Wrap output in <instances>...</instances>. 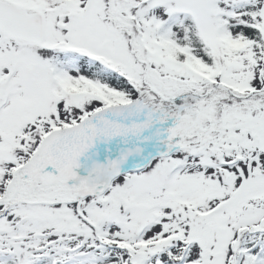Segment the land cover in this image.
I'll list each match as a JSON object with an SVG mask.
<instances>
[{
  "label": "snow or ice",
  "instance_id": "snow-or-ice-1",
  "mask_svg": "<svg viewBox=\"0 0 264 264\" xmlns=\"http://www.w3.org/2000/svg\"><path fill=\"white\" fill-rule=\"evenodd\" d=\"M0 264H264V0H0Z\"/></svg>",
  "mask_w": 264,
  "mask_h": 264
}]
</instances>
